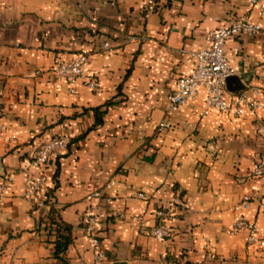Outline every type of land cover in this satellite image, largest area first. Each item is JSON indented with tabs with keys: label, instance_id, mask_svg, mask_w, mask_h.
<instances>
[{
	"label": "crops",
	"instance_id": "obj_1",
	"mask_svg": "<svg viewBox=\"0 0 264 264\" xmlns=\"http://www.w3.org/2000/svg\"><path fill=\"white\" fill-rule=\"evenodd\" d=\"M245 18L264 24L248 0H0V182L15 178L0 198V264H92L85 212L98 215L103 264H162L166 257L194 264L208 252L214 259L205 264H264L246 231L230 233L245 217L264 234V180L250 175L264 161V34L227 43L237 70L229 94L259 88L257 114L205 115L202 96L171 116L172 128L156 130L177 79L195 66L191 52L209 45L210 30ZM79 53L89 55L98 91L81 87L73 95L56 76L57 59ZM57 135L71 143L45 168L51 206L44 208L24 197L26 167ZM98 190L102 197H92ZM137 191L150 199L131 197ZM255 192L258 200L234 210ZM175 199L190 211L174 207L169 237L140 231L137 215L147 210L153 224L151 214ZM51 209L72 227L73 241L58 256L54 236L40 225Z\"/></svg>",
	"mask_w": 264,
	"mask_h": 264
},
{
	"label": "built area",
	"instance_id": "obj_2",
	"mask_svg": "<svg viewBox=\"0 0 264 264\" xmlns=\"http://www.w3.org/2000/svg\"><path fill=\"white\" fill-rule=\"evenodd\" d=\"M120 0H110L112 4ZM153 2L154 0H149ZM250 5L256 10L259 18L264 17V0H248ZM264 34V24L250 19H237L230 24L212 29L208 32L207 40L209 45L195 52L191 56L195 59V66L191 73L180 76L177 79L176 89L168 95L165 117L158 123L156 130L165 131L173 127L171 116L178 112L187 103L205 96L206 109L205 115L212 111L221 113H231L235 117H241L244 110L247 109L252 114H257L262 107L259 99L260 89L253 88L251 95L239 93L230 96L227 80L229 77L237 74V70L231 64L227 43L228 40L236 36L256 37ZM105 49L111 50L109 43L104 44ZM90 57L86 53L76 54L71 58H58L54 72L56 76L67 82L70 93L75 95L81 87L91 91H98L101 87L100 79L92 76L88 72ZM3 129V127H2ZM1 135V132H0ZM71 143V138L67 135H57L51 139L42 142L35 150L28 166L26 167V177L24 181V197L34 204L44 208L50 207L51 202L47 200L46 192L50 182V176L45 170L54 155L65 150ZM251 176L262 178L264 180V161H259L251 170ZM15 178L6 176L0 182V198L14 184ZM114 182H110L107 187H111ZM94 198H101V190L92 194ZM131 197L148 201L149 195L143 191L133 192ZM259 192L246 194L234 206L235 211L241 210L244 205L258 200ZM106 200L111 202L112 198ZM182 206L186 212L190 211V205L184 203L181 199L169 200L155 212L151 214L153 224L149 223L148 211L144 210L136 216L140 231L159 240H164L171 234V222L174 220L172 213L174 207ZM260 208H264V201H259ZM110 215L115 218L124 219L126 213L122 210H110ZM84 230L92 237L95 250V260L92 264H103L106 254L101 247L98 231V215L94 212H85L83 214ZM247 232V245L256 251H264V234H261L258 224L255 220L245 217L237 218L230 229L231 234H237L240 231ZM205 248L209 249V240H206ZM214 259V255L207 253L204 260H199L194 264H205L206 261ZM162 264H184L177 258L166 257L161 261Z\"/></svg>",
	"mask_w": 264,
	"mask_h": 264
},
{
	"label": "trees",
	"instance_id": "obj_3",
	"mask_svg": "<svg viewBox=\"0 0 264 264\" xmlns=\"http://www.w3.org/2000/svg\"><path fill=\"white\" fill-rule=\"evenodd\" d=\"M42 224H45L48 232L54 236L55 254L58 256L60 253L65 252L73 241L72 227L59 220L54 209H51L47 215L40 219V225Z\"/></svg>",
	"mask_w": 264,
	"mask_h": 264
},
{
	"label": "water",
	"instance_id": "obj_4",
	"mask_svg": "<svg viewBox=\"0 0 264 264\" xmlns=\"http://www.w3.org/2000/svg\"><path fill=\"white\" fill-rule=\"evenodd\" d=\"M236 79V76H231V77H229L228 78V80H227V85H228V87H230V83L233 81V80H235ZM115 264H127L126 262H116Z\"/></svg>",
	"mask_w": 264,
	"mask_h": 264
}]
</instances>
